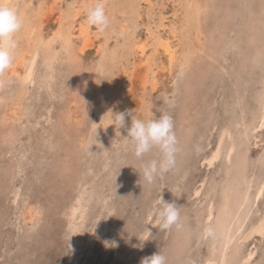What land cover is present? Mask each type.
I'll return each instance as SVG.
<instances>
[{"label":"rangeland","instance_id":"rangeland-1","mask_svg":"<svg viewBox=\"0 0 264 264\" xmlns=\"http://www.w3.org/2000/svg\"><path fill=\"white\" fill-rule=\"evenodd\" d=\"M18 1L17 12L29 0ZM58 1L62 21L47 14L51 0H42L40 12L26 20L36 22L31 35L44 41L68 28L76 60L55 38L49 55L38 50L31 82L22 86L17 59L0 78V264H139L158 250L167 264H204L220 253L216 240L234 220L233 211L242 225L224 262L213 264H264V233H250L264 216V185L256 195L264 179V0H201L207 6L195 41L203 50L181 70L177 59L170 65L161 48L150 45L145 83L135 42L153 32L179 49L181 0H139L136 14H116L117 29L106 43L104 32L92 26L86 46L77 27L96 0ZM123 27L134 44L121 53ZM23 34L16 38L19 49L27 42ZM103 45L117 49L108 71L96 66ZM123 105L140 118L149 109L173 118L176 167L151 185L139 177L141 161L103 123L104 106ZM224 128L235 148L229 160L223 150L209 164ZM151 158L154 152L144 157ZM240 194L245 205L237 203ZM159 195L179 206V229L156 225L152 210ZM226 203L231 214L223 216ZM145 226L151 235L140 250L134 245L147 235Z\"/></svg>","mask_w":264,"mask_h":264},{"label":"bare ground","instance_id":"bare-ground-1","mask_svg":"<svg viewBox=\"0 0 264 264\" xmlns=\"http://www.w3.org/2000/svg\"><path fill=\"white\" fill-rule=\"evenodd\" d=\"M17 2H19V1L18 0H12V1L11 0H1L0 1V3H6V4H8V5H10V6L14 7V8H15V4ZM41 3H42V0H29V1H26V2L24 1V3H22L21 8L19 9V12H18L20 17L22 16L23 19H25L24 23H23V27L21 28L19 35H22L23 33H25L26 37L28 36L27 42L20 49L18 48V42L16 40V38H19V35L16 34V37H15V41H16L17 47H16L15 53H14V60L17 59V61H19L20 65H21V69H23V72H24L23 75L22 74L19 75V79H20V81L22 83V86L25 85V83H27V82H31V80H32L33 72H34V62H35L36 56H37V54L39 52L38 50H41L40 47H42V50L44 49V51L47 52L46 54L49 55L50 50H51L52 45H53V40H55V38H58L59 41L62 42V47L64 48L65 53L70 58L73 57V59H75L74 58L75 53L72 51V48H73L72 42L73 41H72V37L71 36L73 34H72V32L69 31L68 28H60L56 33L53 34V36H54L53 38H50V39H48L46 41H44L42 39L43 36L41 37V35L34 36V37L31 35L33 31H31L30 29H31V23L33 22V20L31 22L27 21L29 19L27 17L28 16L37 15L40 12V9H41V6H42ZM204 4H205V2L201 1V0H181L183 18H182V22H181L179 28L180 29L182 28L181 38H180L181 39L180 42H182L181 43L182 45H181V47L179 49H178V47L176 48V45H173L171 43V41H170L171 39L170 38L163 39L162 37L156 35L153 32H149L150 34L146 37V39L139 40L137 42V44L135 42V46H136L137 52L140 54V56L142 58L143 65L146 68V70H145L146 72L144 73V76L142 77V82L143 83L148 81L149 72L152 70L151 58L149 57L151 55L147 54L148 48L150 47V45H153L155 50L157 49V47L161 48L163 53L166 55V58H167L168 63L170 65L177 59L181 70H183L185 68H188V66L191 64L195 54L197 52L203 50L202 49V44L199 43V40L195 41V39H197V36L201 33V30H200V27H199L200 26V18H201V15H202L204 9L207 6V5H204ZM57 5H58L57 4V0H51L50 8H49L47 14L49 16H51V17H54V18L56 17V18H58V20L62 21L63 16L59 15L60 13L59 14L57 13L58 12ZM94 5H95V3L93 1L89 5L90 7L89 6L88 7L91 8ZM105 6H106L105 13L109 17L110 24H109L108 29H106L104 31V35H105V37H104V41L105 42L104 43H106V41L109 39L110 34L117 29V17H116V14L123 13L124 15L126 14V15H129V16H131L133 14H136L137 7L139 6V0H107V3H105ZM17 7L18 6H16V8ZM72 9L70 8V11H72ZM56 10H57V12H55ZM61 14H62V12H61ZM66 14H67V12H66ZM132 18H131V20H133ZM260 20H262V18H260ZM33 23L35 24L36 22H33ZM62 24H64V23H62ZM176 25L175 26L173 25V29H176ZM148 27H150V26H148ZM122 29H123L122 32H123L124 35L122 36L121 35L122 32H121L120 35L122 36V43L120 45V51H121V53H124V50L129 49L134 44V39H133L134 37H133V34L125 35L124 27ZM77 30H78L79 37H81L84 40V42H85L84 45L85 46L88 45V43L90 44L92 42V38H91L92 26H90L87 23V19L79 22ZM177 30H178V26H177ZM25 35H24V37H25ZM176 36L177 35L175 33H173V36H171V37H176ZM26 44H29V45L26 46ZM100 47H99V51H100V58L99 59L100 60H98V62L96 63V66L101 68V70L103 68V71H108V69L110 68V66H111V64L113 62V59L117 55V53H116L117 49H116V46L113 47L112 49H107L106 45H103V46H100ZM16 54H19V55L16 56ZM25 54H27V55H25ZM27 56L29 57V62H26ZM47 58H49V57H47ZM44 59L47 60L46 57ZM170 65H169V67H170ZM12 68H13L12 72H14V73H15L16 70H18V69H16L15 66H13ZM154 82H155V80L153 81V83ZM109 86L110 87L112 86L111 82H110ZM21 93H23V92L21 91ZM106 104H108V103H106ZM123 108H124V105H123V107H119L118 109H113V108H111L109 106H104V108H103V118H102L104 125L108 126L109 123H110L109 113H108L109 111H112L113 113H115V112H124L125 108L124 109ZM262 108H261V110H262ZM0 119L2 121L5 120L4 119V114H3L2 118H0ZM128 120H129V118H128ZM261 123H264V109H263V113L261 115ZM110 129H111L110 132H113L116 135L117 130L113 126H110ZM118 131L120 132L121 137L126 135V132L123 131V129H119ZM229 133H230V131H229L228 128H224L222 130V132H221V134L219 136V139H218L217 146L212 151V154L209 156V159H208V163L209 164H212L218 158L219 154L223 150H224L225 157L228 160L230 159V157H231L230 155H231V152H233V150L235 148V144H234V141H229L228 143L225 141V138L229 135ZM116 137L118 139H120V137L118 135H116ZM107 141H108V139H106V137L101 141L102 144H103L102 147H105L107 145ZM263 185H264V179L261 181V184L258 185V188H257V191H256V195L257 196L259 194H261ZM237 187L239 188V186H237ZM240 189H241V187H240ZM240 192L242 193V190H240L239 193ZM244 192H246V191H244ZM236 195H237V193L236 194L234 193L233 197L236 198ZM245 197H247V195ZM235 198H233V199H235ZM233 199L231 198L230 200H233ZM230 200H229V204L231 202ZM244 200H245L244 195L240 194V195L237 196V203H238L239 206L240 205H245ZM237 203L235 204V206H237ZM234 204H233V206H234ZM76 205L78 206L79 204L77 203ZM225 206L226 207L224 208V210L222 209L223 211H222L221 215H223V216L224 215L225 216L230 215L231 214V212H230L231 208H229L227 203L225 204ZM233 206H232V203H231V207L232 208H233ZM75 210L76 209L73 206L72 207V212H75ZM236 212H237V210H236ZM232 215H233V219L234 220L233 221H229L228 223L227 222L225 223L224 227L220 231L221 235L219 237V240H216V241L219 242L216 247H217V250L219 248L220 253L217 252L219 254H218V256L215 255L216 257L213 256L211 258H207V260L204 262V264H213V262H215V261H219V263H223L224 262L225 256H226V253H227L226 249H227L229 243L231 242V240L233 239V237L236 236L235 235L236 231L242 225V220L239 217L236 220L237 213L235 214V211H233ZM252 229H253V231H252ZM252 229H251L250 233L256 232L257 234H260V235H262L264 233V216H262L260 218V220L258 221L257 225L254 228H252ZM72 233H74V232H72ZM246 234H247V232H246ZM251 235L252 234H250V236ZM246 236H248V235H246ZM246 236L244 237V235H243L244 238H247ZM251 250H254V249H251ZM251 250L249 251L248 256L252 255L253 251H251ZM214 254H216V253H214Z\"/></svg>","mask_w":264,"mask_h":264},{"label":"clouds","instance_id":"clouds-1","mask_svg":"<svg viewBox=\"0 0 264 264\" xmlns=\"http://www.w3.org/2000/svg\"><path fill=\"white\" fill-rule=\"evenodd\" d=\"M86 19L87 23L94 26L98 32H104L108 29L110 20L105 13L103 0H96L95 5L87 10ZM22 25L23 21L17 10L6 3H0V78L3 77L6 70L13 63L17 47L15 37L21 30ZM2 83L3 80L0 79V84ZM108 113L110 120L108 126H113L117 130L116 135L120 137L118 143L122 141L130 147L132 154L141 161L138 173L146 184L155 183L159 176L176 167V156L179 150L178 141L174 131L173 118L167 111L161 112L157 116L149 109V115L146 118L134 115L133 110L115 113L109 111ZM126 117L129 118L127 124ZM97 128L95 129L96 137ZM119 129H124L126 135L121 137ZM153 152L155 158L144 159ZM152 211L156 225L160 230L182 227L179 206L174 202L165 201L161 195H159ZM205 231L211 234L212 229L207 228ZM144 232L147 235L138 238L139 244L134 245L140 250L143 249L144 242L149 240L147 237L151 235L150 229L146 226ZM69 239L68 247L70 249ZM105 245L115 247L116 242L113 241L109 244L106 241ZM139 264H167V259L158 250L149 256L142 257Z\"/></svg>","mask_w":264,"mask_h":264}]
</instances>
